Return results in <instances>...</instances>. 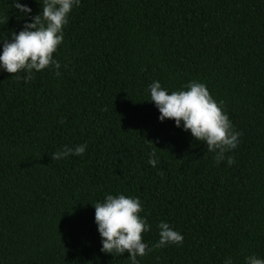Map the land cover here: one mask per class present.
Returning <instances> with one entry per match:
<instances>
[{
    "label": "trees",
    "instance_id": "16d2710c",
    "mask_svg": "<svg viewBox=\"0 0 264 264\" xmlns=\"http://www.w3.org/2000/svg\"><path fill=\"white\" fill-rule=\"evenodd\" d=\"M22 26L0 0V38ZM63 32L60 75L48 66L18 83L0 69V264H130L100 251L94 222L93 204L117 193L139 197L151 225L139 264L264 257V0H81ZM154 80H197L224 101L241 132L231 165L157 119ZM81 143L82 156L51 159ZM161 221L182 244L154 247Z\"/></svg>",
    "mask_w": 264,
    "mask_h": 264
},
{
    "label": "clouds",
    "instance_id": "9594fccd",
    "mask_svg": "<svg viewBox=\"0 0 264 264\" xmlns=\"http://www.w3.org/2000/svg\"><path fill=\"white\" fill-rule=\"evenodd\" d=\"M81 0H43L41 11L32 16V9L21 0H11L17 18L23 21L18 32L13 31L10 38H0V69L17 76V82L28 83L48 66L60 75V63L53 58L58 45L64 39L63 27L68 23V14L74 7H79ZM150 101L158 110L157 119L174 121V126L183 131H190L191 136L202 141L208 152L214 153L213 160L219 163L227 160L233 163L230 153L239 144L241 132L234 130L224 101L213 98L205 83L191 80L178 90L169 91L162 87L159 80L152 81L147 88ZM87 148L86 143L64 145L51 154V159H66L70 155L82 156ZM148 164L156 166V153L149 150ZM94 206V222L101 238L100 251L117 256L125 251L130 264H139L137 257H143L152 248L142 239V233L148 232L151 225L140 216L142 205L139 197L126 196L121 193L108 194L102 202ZM159 239L156 248L170 244L183 243V234L174 230L168 222L157 224ZM245 264H264V257L256 254L246 256ZM223 264H233L231 257H226Z\"/></svg>",
    "mask_w": 264,
    "mask_h": 264
}]
</instances>
